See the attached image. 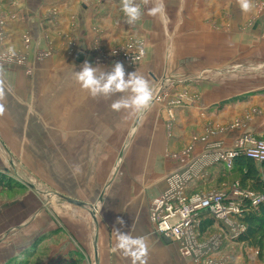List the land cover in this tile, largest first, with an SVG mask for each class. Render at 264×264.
Here are the masks:
<instances>
[{
    "label": "rangeland",
    "instance_id": "rangeland-1",
    "mask_svg": "<svg viewBox=\"0 0 264 264\" xmlns=\"http://www.w3.org/2000/svg\"><path fill=\"white\" fill-rule=\"evenodd\" d=\"M224 1L161 0L163 11L153 16L148 10L155 0H150L147 5L143 4V0H137L144 14L136 24L128 25L121 10L115 14L120 15V23L132 29H129L125 40L102 44L96 38L91 49L95 52H92L91 58L95 66L105 69L115 62H122L125 69L133 71L143 64L146 66L142 75L148 78L155 98L146 112L133 115L129 140L137 137L138 132H141L140 128L150 130L152 135L156 120L159 126H162L163 121L168 138L172 136L178 123L179 110L198 106L199 95L203 90L213 88L225 93H235L264 86V0H253L254 7L247 13L240 9L239 4L223 3ZM116 3L121 9L120 1L116 0ZM105 20L104 24L111 25L112 18ZM137 29L144 32L142 36L135 31ZM2 33L0 32L1 38L4 37ZM96 44L101 49H97ZM130 50H137L141 56L134 54L130 61L124 62L123 55H131ZM48 57L50 54L47 51L39 52V60L43 61ZM225 59L227 61H223ZM0 62L4 68L13 70L25 66L27 56L18 52L10 59L7 56L0 58ZM31 72L29 68L27 73ZM191 80L196 81V85L190 83ZM248 95L251 94L246 96ZM248 98L250 97L220 102L217 107L226 110L215 108V117L218 118L223 111L232 107L229 114L235 117L231 123L225 125L208 122L207 124L213 125H207L200 135L190 133L189 142L167 156L180 163L184 171L194 166L191 155L199 142L217 148L210 151L214 158L233 149L245 138H251L245 142L249 146L255 141L264 142V133L255 136L244 131L250 124H259L254 123L258 117L264 120V99L260 104L258 101L249 102ZM236 100L239 104H246L242 115L234 111V106L238 104ZM5 104L10 108L4 109L0 115V173L6 176L13 188H0V249L8 246L9 251H15L22 244L29 245L38 230L57 226L55 232L39 236L34 247L27 251L28 255L24 251L18 253V260H21L19 264H43L49 258L52 246L60 243L67 235L68 231L63 229V219L68 218L69 214L76 216L77 208H86L92 219H98L106 200L112 198L109 194L112 181L114 183L119 174H123L126 157L131 150L118 149L117 164L102 166V179L95 180L96 184L90 185L87 182L93 179V175L85 174L83 170L80 172L79 167L82 166L77 165L75 160H70L77 156L78 151L61 147L62 101L54 102V108L57 109L52 111L48 110L49 102L37 104V108H34L38 110L36 117L15 115L18 110L14 107V102ZM234 129L240 130L239 136L231 139L232 145L229 148L221 147L222 138L227 135L225 133ZM110 152L116 151L101 150L102 156H110ZM204 152L205 158L209 152ZM213 159L208 157L206 160L212 163ZM205 164L207 163L202 162L198 166L203 167ZM224 167L229 169L227 164ZM176 172H179L178 169L168 176ZM195 191L196 194L212 191L231 193L242 192V189L237 174L216 173ZM208 216L217 221L214 226L208 227L204 222L200 226L198 248L194 252L202 250V255L199 256L201 259L195 261L197 264H264L258 259L256 249L230 239L235 223L244 228L243 232L245 230L236 216L229 217V222L228 219L218 220L212 215ZM203 221H206V217ZM153 231L155 232L154 226ZM211 244L219 245L220 250L217 253L208 250ZM183 253L182 251V255ZM1 256L0 260H3L5 256Z\"/></svg>",
    "mask_w": 264,
    "mask_h": 264
},
{
    "label": "crops",
    "instance_id": "crops-1",
    "mask_svg": "<svg viewBox=\"0 0 264 264\" xmlns=\"http://www.w3.org/2000/svg\"><path fill=\"white\" fill-rule=\"evenodd\" d=\"M223 3L238 4L237 0H225ZM119 10L121 9L116 0H0V32L4 34L3 38L0 36V52L6 53L12 47L16 53L23 52L27 56V64L13 70L4 68L0 62V78L3 79L5 92L2 101L4 109L10 108L5 102H14V107L18 110L15 115L36 117L38 110L34 108H37V104L49 102L48 110L52 111L57 109L54 108V102L62 101L61 147L78 151L77 156L70 160H75L77 165L82 166L79 167L80 172L83 170L85 174L93 175V179L87 182L90 185L96 184L95 180L102 179V166L117 164L118 149L131 150L126 157L123 174H119L114 183L112 181L109 189L112 198L106 200L98 219H92L86 208H77L76 216L69 214L68 218L63 219V229L68 231L67 235L60 243L52 246L50 256L43 264H132L131 258L111 251L115 244L114 229L146 238V264H197V256L182 255V245L157 235L150 221V204L166 191L167 176L172 171H182L183 168L167 154L184 147L189 142L190 133L200 135L207 125H213L207 124L208 122L225 125L231 123L235 117L229 114L232 107L223 111L218 118L215 117V110L219 108L217 105L220 102L250 97L249 102L258 101L261 104L264 86L235 93H225L213 88L203 90L199 95L198 106L179 110L178 123L172 136L168 138L164 122L159 126L156 120L152 135L150 130L140 128L141 132H138L137 137L129 140L134 116L111 108L119 94L109 98H93L81 89L74 78V72L81 70L86 60L94 65L91 62V49L96 38L102 44L125 40L130 28L120 23V15L115 16ZM107 18H112L109 26L104 24ZM135 31L139 36L144 33L138 29ZM27 39L29 44L25 45L24 41L28 43ZM96 48L101 49L97 44ZM42 51L50 54L43 61L38 59L39 52ZM80 53L84 55L82 62L77 61ZM29 68L32 70L30 74L27 73ZM145 68L143 64L136 71L143 74ZM125 70L126 73L134 72ZM224 89L229 91L228 88ZM247 94L251 95L246 96ZM236 102L238 104L234 106V111L242 115L246 104ZM258 118L254 123L259 124H250L244 131L255 136L263 134L264 120ZM239 133L240 130H228L225 133L227 135L222 138L221 147L229 148L232 145L231 139L238 137ZM203 144L199 142L191 155L197 175L192 183L210 179L216 166L206 159L205 166H198L201 161L204 162V151L217 149L211 144ZM102 149L116 152H110V156H102ZM62 162L64 163L63 160ZM118 219H122L124 223H117ZM57 229L54 226L38 230L29 245L22 244L15 251H9L8 246L0 249V256H5L0 264H14L19 259L18 253L34 247L33 244L42 234L55 232Z\"/></svg>",
    "mask_w": 264,
    "mask_h": 264
},
{
    "label": "built area",
    "instance_id": "built-area-1",
    "mask_svg": "<svg viewBox=\"0 0 264 264\" xmlns=\"http://www.w3.org/2000/svg\"><path fill=\"white\" fill-rule=\"evenodd\" d=\"M26 41L29 42L28 39ZM129 52L131 55H123L124 62L130 61L134 54H137L138 57L141 56L137 50H130ZM98 63L100 62L98 61ZM250 139H243L233 149L220 153L215 158L209 152L207 153L208 156H205L204 162L206 163L205 159L208 157L210 159L214 158L212 163H215V165L224 163L231 169L233 159L241 154L247 155L257 162H264V142L255 141L251 146L246 145V140ZM196 177L195 165L168 176L166 179V191L151 203L150 220L156 234L177 243L179 242L182 245V251L185 256H190V254L194 253L197 256V260H199L201 259L199 256L202 255V250L197 253L194 250L198 248L200 226L203 223L204 214L212 215L218 220L240 216L245 200H251L252 204L256 206L264 202V196L244 190H242L243 193L237 191H232L231 193L212 191L204 194H190L189 187ZM243 229L235 223L230 239L237 240ZM208 250L217 253L220 247L219 245L211 244L208 246Z\"/></svg>",
    "mask_w": 264,
    "mask_h": 264
},
{
    "label": "clouds",
    "instance_id": "clouds-1",
    "mask_svg": "<svg viewBox=\"0 0 264 264\" xmlns=\"http://www.w3.org/2000/svg\"><path fill=\"white\" fill-rule=\"evenodd\" d=\"M240 9L247 13L252 11L253 0H237ZM150 0H143L147 5ZM121 11L126 18L128 25H134L142 19L143 10L137 0H120ZM150 15H158L163 11L161 0H155L153 6L148 10ZM14 48L9 47L6 53L0 54V58L7 56L9 59L15 57ZM74 78L81 89L87 91L93 98H109L119 94V98L112 104L114 111H126L131 115H142L154 101V91L149 81L138 71L126 73L122 62H115L109 70H103L100 66H93L87 60L82 64L81 70L74 72ZM5 98L3 79L0 78V115L4 112ZM117 223L123 224L122 219ZM115 244L111 251L120 252L132 260V264H146L145 257L148 252L146 238L133 236L129 232H122L119 229L113 230Z\"/></svg>",
    "mask_w": 264,
    "mask_h": 264
},
{
    "label": "trees",
    "instance_id": "trees-1",
    "mask_svg": "<svg viewBox=\"0 0 264 264\" xmlns=\"http://www.w3.org/2000/svg\"><path fill=\"white\" fill-rule=\"evenodd\" d=\"M224 165L223 163L217 164L211 178L207 181L211 180L216 173L219 175L237 174L242 190L264 196V162H257L247 155L241 154L233 159L231 169H226ZM203 183L205 181L192 183L189 193L194 194L196 188ZM0 188H13V185L8 182L6 176L1 173ZM241 209V215L236 216V218L244 225L245 230L236 242L245 247L256 249L258 251V259L264 263V202L254 206L252 201L247 199L244 201ZM205 217L206 221H203V224H207L208 227L216 224L217 220L209 218L208 214H204V219ZM208 218L209 220H207ZM27 251L24 252L25 255L29 254ZM19 262L21 260H16L14 264H19Z\"/></svg>",
    "mask_w": 264,
    "mask_h": 264
},
{
    "label": "water",
    "instance_id": "water-1",
    "mask_svg": "<svg viewBox=\"0 0 264 264\" xmlns=\"http://www.w3.org/2000/svg\"><path fill=\"white\" fill-rule=\"evenodd\" d=\"M83 59H84V55H83L82 53L78 54V56H77V61H78V62H82ZM71 202H73V201H71ZM73 203L79 205V203H77V202H73Z\"/></svg>",
    "mask_w": 264,
    "mask_h": 264
}]
</instances>
